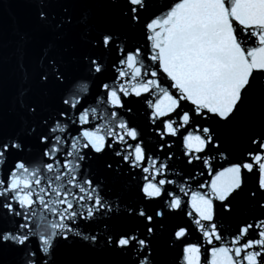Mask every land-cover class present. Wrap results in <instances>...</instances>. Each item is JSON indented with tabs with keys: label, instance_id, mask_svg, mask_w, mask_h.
<instances>
[{
	"label": "snow or ice",
	"instance_id": "1",
	"mask_svg": "<svg viewBox=\"0 0 264 264\" xmlns=\"http://www.w3.org/2000/svg\"><path fill=\"white\" fill-rule=\"evenodd\" d=\"M150 2L112 0L130 30L141 24ZM46 7V0H40L38 19L55 30L57 40L63 39L71 17L57 20ZM63 11L67 13L68 7ZM156 11L160 14L143 23L147 50L117 29L90 25L85 15L80 39L99 54L82 60L90 76H102L110 67L114 79L101 81L94 94L87 82L79 83L61 96L58 109L39 116L35 123L22 122L11 135L0 123V251L14 249L24 257V264H56L60 242L79 239L117 251L128 258V264H153V241L163 230L166 215L181 210L184 197L190 196L185 212L190 227L210 246L204 249V264H264V216L242 222L228 238L218 225L214 203L219 201L231 213L234 200L247 189L249 200L264 210V133L251 138L255 151L245 153V159L214 172L212 160L227 159L221 140L213 128L193 123L195 118L234 119L255 83L254 73H264V0H174ZM64 52L69 53V48ZM113 54L116 60L109 65L106 60ZM41 66V84L64 83L60 58L44 51ZM129 97H144L149 121L159 122L152 129L164 141L157 145L158 151L170 150L173 141L166 138L184 130L186 162L202 161L209 174L214 172L210 182L199 186L206 191L190 189L188 181L194 176L176 172L182 182L169 178L171 151L163 159L146 155L148 145L130 123ZM21 106L31 117L45 111L39 105ZM193 126L195 133L188 130ZM212 149L218 156L201 155ZM93 158L117 181L131 177L125 166L148 174L138 186L141 199L133 203L117 193L109 197L99 176L87 167ZM173 185L176 190H170ZM152 201L159 203L149 207ZM37 205L42 214L35 211ZM120 218L134 220L136 226L118 229L114 221ZM172 235L183 241L189 226L177 225ZM201 248L186 243L184 264H201Z\"/></svg>",
	"mask_w": 264,
	"mask_h": 264
},
{
	"label": "water",
	"instance_id": "2",
	"mask_svg": "<svg viewBox=\"0 0 264 264\" xmlns=\"http://www.w3.org/2000/svg\"><path fill=\"white\" fill-rule=\"evenodd\" d=\"M174 0H151L149 8L142 16L141 24L134 30H130L126 22L120 17V8L112 3V0H46V11L49 16H55L57 20L70 16L72 23L66 25L63 30V39L57 40V33L48 26L43 25L38 19L40 0H0V117H2V128L5 134L11 135L16 132L22 122L35 123L39 116L45 115L48 111L59 108L61 96L73 90L79 83L87 82L90 86V94L97 91L96 86L101 82H111L115 73L109 67L102 76H90L87 65L82 60L85 55L95 56L99 53L92 49L86 41L80 39L84 26L80 21L85 15L89 17V24L98 28L117 29L131 36L134 44L144 45L145 50L148 44L145 40L143 23L153 14L159 15L156 11L161 9L166 3ZM68 7V12L63 11ZM50 44L54 47L49 48ZM252 46V42H249ZM69 48V53L64 49ZM44 51L49 55L56 56L63 61V71L65 75L64 83L58 84L49 81L41 84L39 75L41 73V58ZM74 57V59H73ZM116 56L113 54L107 58L110 65L115 62ZM255 83L243 98L239 112L234 119L229 122L220 121L210 117L207 121L194 119V124L199 123L201 127L213 128L221 140V151L227 159L212 160L214 172L230 166L232 163L245 159V153L255 151V146L250 143L251 138L264 133V73H254ZM162 83L168 82L161 76ZM144 97H129L126 105L133 109L130 114L131 124L136 126L141 132L148 148L146 155L159 156L163 159L168 151L174 153L173 159L169 161L172 172L169 178L182 182L181 177H176L175 173L180 172L185 176H194V180L188 181L191 190L206 191L200 188L201 184L210 182L214 172L209 174L202 161H195L188 164L184 155L182 134L177 137H168L173 141L172 148H165L164 152L157 149V145L163 143L152 130L160 124L152 125L148 119L150 109L144 103ZM22 104L39 105L45 111L38 113V117H31L21 106ZM186 110L190 109V104L184 102ZM125 115L123 110H120ZM96 123H100L97 120ZM195 133V127L188 129ZM134 143L133 141H129ZM207 156H218L215 149L201 154ZM110 159V156H106ZM87 167L93 175L99 176L104 185L105 193L111 197L117 193L124 200L133 203L141 199L138 193V186L144 182L143 177L148 175L140 169L128 170L125 166V174L131 172V177L126 182L117 181L111 177L100 166V162L93 158L86 162ZM252 177L253 174H246ZM107 177V179H105ZM160 177H157L159 179ZM249 188L253 187L250 180ZM170 190H176V186H169ZM247 189L244 194L236 197L233 202L232 211L228 213L221 207L219 201H214L218 225L222 226V234L228 238L236 232L237 226L242 222L254 217L264 216V210L256 207L249 200ZM185 204L181 210L170 212L166 215L163 223V230L159 231L153 241V264H184L183 247L186 243L201 244L202 261L207 253L205 248L210 247L193 227H190L191 220L185 214L188 209L187 203L190 196L184 197ZM159 202H149V207L156 206ZM35 211L42 214L44 210L40 206H35ZM38 219V217H37ZM116 227L127 230L136 226L134 220L120 218L114 221ZM177 225L189 226V235L183 240H176L172 235ZM54 259L56 264H128V258L122 257L115 250H102L94 246L81 242L79 239L72 243L60 242L56 247ZM0 261L2 264H24V257L16 253L10 247H5L0 251Z\"/></svg>",
	"mask_w": 264,
	"mask_h": 264
}]
</instances>
